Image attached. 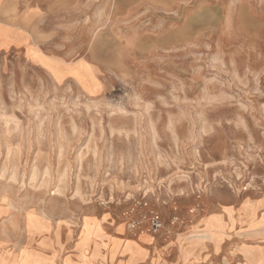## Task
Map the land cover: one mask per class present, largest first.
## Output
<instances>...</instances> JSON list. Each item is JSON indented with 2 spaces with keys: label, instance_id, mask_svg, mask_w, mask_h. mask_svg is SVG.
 Returning a JSON list of instances; mask_svg holds the SVG:
<instances>
[{
  "label": "rangeland",
  "instance_id": "rangeland-1",
  "mask_svg": "<svg viewBox=\"0 0 264 264\" xmlns=\"http://www.w3.org/2000/svg\"><path fill=\"white\" fill-rule=\"evenodd\" d=\"M13 2L65 60L0 53L9 244L77 238L85 261L95 239L112 264L261 260L264 0ZM31 242L0 260L55 264Z\"/></svg>",
  "mask_w": 264,
  "mask_h": 264
},
{
  "label": "crops",
  "instance_id": "crops-1",
  "mask_svg": "<svg viewBox=\"0 0 264 264\" xmlns=\"http://www.w3.org/2000/svg\"><path fill=\"white\" fill-rule=\"evenodd\" d=\"M14 0H0V53L1 52H8V51H21V53L28 59L36 61V63L43 67L42 64L37 62L41 56L47 57L49 59H56L59 61H63V59L60 56V53H62L63 49L60 47L59 49H48L50 47L51 43L54 42L51 41L52 38L55 35H58L55 29H48V30H40L36 25L32 23H28L30 20L31 22H34L35 20L38 21V17L36 15V12H21L17 16H11L7 15L5 11L8 7L12 9L14 6ZM31 7V6H30ZM36 7L32 5V9H35ZM55 32V34H54ZM50 41H44L41 39H47L50 38ZM49 50V51H48ZM77 51V50H76ZM77 53V52H76ZM82 59V58H81ZM79 60V59H78ZM83 60V59H82ZM66 62V61H64ZM86 62V61H85ZM72 76V75H70ZM5 230L0 229V251L3 250H16L21 245L31 242L30 238L27 239L26 234L24 232V239L22 240V243L12 247L9 244V235L5 234ZM53 232L51 231L49 233V236L52 237ZM76 240H70V245H67L66 249H69V251H65L63 249L64 246L61 244H51L50 246H41L36 245L35 241L31 242L29 245L32 244V247L42 251L45 255H52L54 253V263L55 264H62V259L66 256L70 257L71 261L76 264L85 263L86 264H112L110 261L107 260L103 261L99 257L96 258L94 256L93 252V245L92 242L95 239H92L91 243L88 245L87 248V259L85 261H82L78 257V250L75 246ZM256 250V249H255ZM255 250H252V252H249L247 257L248 259L239 261L237 263L232 264H264V250L261 252L262 259L258 260L260 258L259 255L255 253ZM254 252V253H253ZM130 253H126L125 260L118 261L117 264H142L141 257H142V251L140 253H136L134 256H129ZM133 255V254H132ZM0 264H19V262L14 260H0ZM115 264V263H113ZM183 264H188L183 263ZM191 264V263H190Z\"/></svg>",
  "mask_w": 264,
  "mask_h": 264
}]
</instances>
